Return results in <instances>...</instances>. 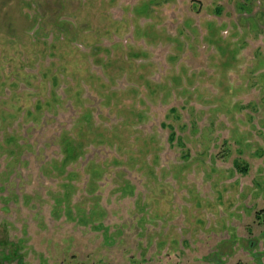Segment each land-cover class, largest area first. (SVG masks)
Wrapping results in <instances>:
<instances>
[{
	"label": "rangeland",
	"instance_id": "rangeland-1",
	"mask_svg": "<svg viewBox=\"0 0 264 264\" xmlns=\"http://www.w3.org/2000/svg\"><path fill=\"white\" fill-rule=\"evenodd\" d=\"M0 264H264V0H0Z\"/></svg>",
	"mask_w": 264,
	"mask_h": 264
}]
</instances>
